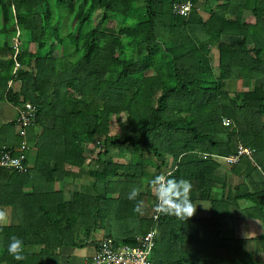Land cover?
Masks as SVG:
<instances>
[{"label": "trees", "instance_id": "trees-1", "mask_svg": "<svg viewBox=\"0 0 264 264\" xmlns=\"http://www.w3.org/2000/svg\"><path fill=\"white\" fill-rule=\"evenodd\" d=\"M189 1L188 17L173 12ZM201 1L0 0V103L36 108L27 138L34 155L25 152L32 168L0 169V177L30 183L21 202L37 204L22 214L15 202L0 204L18 213V227L0 225L9 237L0 246V264H61L62 247L96 242L97 250L93 232L108 219L115 225L113 219L129 217H139L144 234L158 227L153 264H264V235L252 246L224 230L231 210L241 211L239 200L252 202L242 209L245 217L264 222V0H205L206 13ZM11 36L23 41L19 49ZM233 81L249 89H232ZM113 117L125 120L122 135L112 134ZM224 119L231 124L224 126ZM15 127V121L1 125L0 147L20 146L22 140L7 141ZM91 145L100 149L87 165ZM240 145L255 151L253 160L228 165L224 158ZM71 167L92 185L56 190L57 183L76 181ZM161 174L187 180L192 203L210 202L211 217L186 220L159 211L155 223L149 181ZM229 174L239 181H229ZM133 188L135 200L129 199ZM139 200L143 215L133 210ZM13 236L23 241V261L8 253ZM119 243L134 246L138 238Z\"/></svg>", "mask_w": 264, "mask_h": 264}, {"label": "crops", "instance_id": "crops-1", "mask_svg": "<svg viewBox=\"0 0 264 264\" xmlns=\"http://www.w3.org/2000/svg\"><path fill=\"white\" fill-rule=\"evenodd\" d=\"M229 38L231 37H225L224 42L228 43ZM233 39V38H232ZM16 84V83H15ZM13 83V85H15ZM249 84V83H248ZM242 83L240 81H233L231 83L232 89L236 90H243L249 89V85ZM12 85V88H13ZM240 85V86H239ZM241 87L242 89H238V87ZM3 104V103H1ZM0 118L3 120V124L11 123L13 121H16L17 118V108L10 104L7 103L6 107L3 109V113H0ZM9 130L8 132V142L10 144H17L19 141L18 135H17V128L15 127L12 131ZM11 146V145H10ZM33 151L30 152V155H34L32 153ZM29 155V156H30ZM33 159L30 158L29 165L33 166ZM71 171H73L76 174V181L74 183L79 182V169L77 168H70ZM229 176V181L232 180L233 178L237 181L238 178L235 176ZM252 182H255L257 180V176L254 175L253 178H251ZM0 182L2 184L0 188V204L8 203V202H15V204H19L17 211L22 214L24 213L21 208H26L29 206L31 208V211H33L37 205L35 204L34 201L27 200L25 202H21V193H31L32 192V185L30 183H24L22 186L19 185V183H16L15 181L13 182H7L6 179H2L0 177ZM37 183V181H36ZM61 184V185H60ZM75 184L71 183H57L55 185V189L59 190L61 187H65V190L67 191V188L72 189L73 187H70ZM58 186V187H57ZM61 188V189H62ZM79 188H81V185H79ZM221 188L222 187H215L212 192V198L217 199L219 195L221 194ZM242 201V200H239ZM194 205L197 206L196 210V216L198 218H209L212 215V205L210 202L207 201H197L194 202ZM204 205V206H203ZM21 210V211H19ZM17 211H15L11 206H0V213L4 214V219L0 220V225H16L18 224V216H17ZM17 213V214H16ZM112 219H108L105 221V227L102 229L95 230L92 234V238L95 241H99L103 237L106 236H111L114 237L115 239L122 241L121 239L125 240L126 238H129L131 236H134L136 238H139L143 233L144 230H142V225L140 224L139 217L135 218H127L125 220L119 221L118 219L114 220L115 225L111 224ZM225 224V235L228 233L227 231L229 230L230 233H234L235 237H243L246 239L252 246L254 242L252 239H257L261 235H264V222L260 220H249L247 217L244 216L243 211L241 210H231V218L226 219L224 221ZM31 226V225H30ZM33 226V225H32ZM155 228V225H154ZM9 237H5L4 234L1 232L0 233V246L2 243H6ZM251 239V240H250ZM96 243V242H95ZM94 243V244H95ZM90 245L87 246L86 248L82 249H77L73 247H62L61 252H60V262L61 264H86L87 260L92 259L95 250H96V245Z\"/></svg>", "mask_w": 264, "mask_h": 264}, {"label": "built area", "instance_id": "built-area-1", "mask_svg": "<svg viewBox=\"0 0 264 264\" xmlns=\"http://www.w3.org/2000/svg\"><path fill=\"white\" fill-rule=\"evenodd\" d=\"M194 8V4L189 1L184 4H176L173 12L182 17H188ZM36 121V108L30 102H25L17 106L16 125L18 135L22 139L20 147L6 148L0 147V169L27 173L30 169L26 163V153L29 151L27 138L29 131ZM224 126L231 124L230 120H223ZM255 151L240 145L236 154L226 156L224 159L228 165H235L242 157L253 160ZM264 179V174H263ZM159 211L153 215L156 223ZM156 229H152L138 239V244L134 246L116 245L110 237H103L98 242V248L93 256V261L87 264H153V249L155 247Z\"/></svg>", "mask_w": 264, "mask_h": 264}, {"label": "clouds", "instance_id": "clouds-1", "mask_svg": "<svg viewBox=\"0 0 264 264\" xmlns=\"http://www.w3.org/2000/svg\"><path fill=\"white\" fill-rule=\"evenodd\" d=\"M16 128H17V125H16ZM17 135H18V128H17ZM18 137L20 138L19 135ZM11 148H16V147L14 146ZM28 154H30L29 151H28ZM30 169H31V166H30ZM169 174L170 173H168L167 175ZM149 186L156 193V200H157L156 208L158 211H161L164 214L175 215L177 218L186 219V220L192 218L196 214L197 206L194 205L190 199V195H189L190 183L187 180L169 178L161 174V175H157L154 178L150 179ZM138 194H139L138 189L133 188L131 193L129 194V199L135 200ZM143 209H144V201L139 200L135 203L133 210L134 212L143 215ZM2 219H4V214L0 213V220ZM155 228H157L156 236H155V238H157L158 227L155 226ZM106 237L112 238L116 245H127V244L119 243V241L115 239L114 237H111V236H106ZM128 246H131V245H128ZM8 253L16 261H23L26 259V256L23 254L24 253L23 241L19 237H16V236L11 237V242L8 246ZM152 260H153V257H152Z\"/></svg>", "mask_w": 264, "mask_h": 264}, {"label": "rangeland", "instance_id": "rangeland-1", "mask_svg": "<svg viewBox=\"0 0 264 264\" xmlns=\"http://www.w3.org/2000/svg\"><path fill=\"white\" fill-rule=\"evenodd\" d=\"M198 8H199V10H200V12H202V13H206L207 11H209V7H208V5H206V1L205 0H202L198 5ZM100 16H101V12H97L96 14H95V18H94V23H93V25H95L97 22H98V20H99V18H100ZM204 16H206L205 14H204ZM1 11H0V25H2L3 24V22H2V20H1ZM245 18H246V20H249V21H251V18H252V16H251V14L250 13H245ZM18 30H21L19 27H18ZM20 35L22 34V35H24L23 34V32H20L19 33ZM3 38V37H2ZM23 40H27L26 38H25V35H24V38H23ZM225 41V40H224ZM229 42L228 43H232L233 41H234V39H232V38H229V40H228ZM21 42H23V41H21L20 39H17V37H15V36H11V38H10V45H12V46H17V49H19L18 47H21ZM30 51L31 52H35L36 51V45H34V44H31L30 45ZM214 51H215V49H214ZM61 50L60 51H58V53H59V55L61 54ZM71 52H72V48H68V51H67V54L69 55V54H71ZM71 55H69L68 57H70ZM213 56H214V59H215V65H217V53L216 52H214L213 53ZM13 85V84H12ZM240 86V85H239ZM239 86H237L238 87V89H242L241 87H239ZM13 87H14V92H18L19 90H20V88H21V83L20 82H17L15 85H13ZM243 90H246V89H243ZM6 102H3V104H1L0 103V113L2 114L3 113V109H4V107H6ZM3 124V120L0 118V127H1V125ZM111 129H112V134H117V135H122L123 133H125L126 132V123H125V120L124 119H117V117H113L112 118V120H111ZM19 140H22L21 138H19ZM88 149H89V151H87V153L85 154L86 155V157L88 158V161H87V165H88V163L90 164V162H93V161H95L96 159H97V154H98V150L100 149V148H98V147H96V146H89L88 147ZM31 151H33V149H31V150H29V152H31ZM93 164V163H92ZM75 185H72V186H70V187H73L72 188V191H79V190H81L80 188H79V185H81V186H84V187H88V186H91L92 185V180L90 179V177L87 175V174H83L80 178H79V182H77V183H74ZM61 185V184H60ZM58 187V186H57ZM62 188V187H61ZM60 188V189H61ZM63 190H65V187H63L62 188ZM66 191V190H65ZM252 202L251 201H246V200H242V201H240L239 202V204H240V208H241V210L242 209H245L246 207H248L250 204H251ZM37 205V204H36ZM204 206V205H203ZM231 218V217H230ZM249 219V218H248ZM249 220H253V219H249ZM256 221V220H255ZM18 224H16V225H8V226H6V227H11V228H16V227H18L17 226ZM5 226V225H4ZM224 229H225V224H224ZM229 231V230H228ZM227 231V232H228ZM15 232L16 231H12V233L13 234H15ZM121 240H123V239H121ZM262 257H264V255H262Z\"/></svg>", "mask_w": 264, "mask_h": 264}]
</instances>
